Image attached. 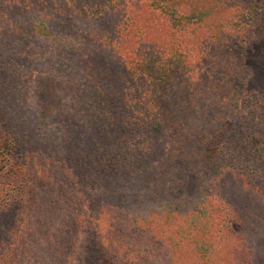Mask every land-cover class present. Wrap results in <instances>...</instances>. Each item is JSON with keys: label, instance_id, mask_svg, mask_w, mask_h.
<instances>
[{"label": "trees", "instance_id": "1", "mask_svg": "<svg viewBox=\"0 0 264 264\" xmlns=\"http://www.w3.org/2000/svg\"><path fill=\"white\" fill-rule=\"evenodd\" d=\"M33 2L35 4H31L28 0H21V2L0 0V210L6 208L13 200H19L23 204L25 214L23 216L28 217L31 214L37 219L45 218L55 225L56 222L51 219L54 212L48 209V204L55 202L59 206V201L49 196L55 191H42L38 188L40 184L37 182L38 174L34 171L35 166L30 158L32 157L34 161L36 156L42 153L43 150L39 149L41 146L44 150L54 152L57 155L56 159L60 162L72 161L73 163L76 156H85L79 168L83 174L82 181L87 175V168H92L94 171L92 175L98 177L102 186L101 197L108 202V206L103 207L96 218H91V216L87 220V224H92L96 230H99L103 244L108 243L107 248L102 244L106 260L111 261L110 264H139L136 263L137 261L141 262L140 264L145 261L148 264H160L159 259L147 257L148 250L142 252L143 255L135 252L138 248L137 240L132 243V235L142 229V227L140 229L137 227L139 222H143L145 232L149 235L148 239H154L153 236L158 233L156 223L163 222L166 225L169 223L171 229H181L180 225L173 227L171 222L165 220L172 214L178 216L179 211L173 212L171 208L162 206L159 200L152 197L157 195L165 201L172 199L173 195L166 192L167 178L171 173L159 170L156 175L153 171L146 170L145 176H138L133 170L126 169L128 162L132 166L134 162L125 157V155H130L125 150L122 152L125 154L123 159L118 162H115L112 156L117 149H120L118 145L123 137L122 133L128 134L135 130L130 124L136 114L142 122H139V126L145 128L151 138L162 139L161 145L166 144L169 129H176L181 124H187L186 119L193 114H188V112L194 110V105L191 103L194 98L187 95L178 97L174 93L173 84L176 81L173 79L174 76H171L172 66L164 62L179 61L181 55L186 53V47L181 48L182 43L170 42L167 39L176 36L178 32L185 31L188 26L198 24L200 18L198 20L194 18H197L196 14H200L201 10L195 6L196 3L184 0H34ZM56 4L58 8L66 9L65 11L69 13L68 18L63 17L62 19L61 17L57 19V23L60 26L67 24L75 33L74 36L69 37L70 43L68 40L64 41L69 43L65 44L67 47L60 46L57 50L53 46L55 41L49 25L54 21V13L51 9L55 8ZM262 5L260 9L253 6L228 9L224 15L225 24L221 25V33L225 34L226 30L228 36L221 41L237 39L236 44L245 43L244 38L236 33L233 34L231 22L234 17H240L244 20L249 19L254 25L264 26V3ZM36 6H40L42 11H46L45 7H47L52 14L39 18L40 22L33 24L28 34L23 35L24 37H16L19 29L17 16L25 18V14L32 13L41 15L42 12H39ZM77 26H88V28L77 32L73 29ZM117 27L119 32L115 30ZM110 29L115 35L109 32ZM248 30L250 34L252 32L250 26ZM12 37L21 41L23 47H16ZM31 40L34 44H38L34 40H45L49 45L45 48L47 52L42 53V55L47 53L48 56L44 60L51 67L48 68L45 76L35 77L33 74L18 76L19 73L13 74L12 72L11 63L19 57L15 53L26 49V45ZM88 46L93 47L95 51L101 49L107 61L102 60L103 63L101 62L98 50L96 57L85 54L83 50ZM199 59L200 56L194 55L189 64L184 66L185 70L181 79L185 80L188 86L197 76V72L201 71ZM57 60L69 63L66 65L72 72L69 80L60 81V75L63 76L66 70L60 61L57 66L54 65ZM84 60L86 61L85 66L82 64ZM114 63L119 65H114ZM53 68L58 74L51 72ZM114 68L116 71L111 77V69L114 70ZM236 76L240 77L232 71L228 76L226 74L224 76L223 73L217 74L219 81L221 78L224 82L230 79L233 84L239 82L242 86L248 81L243 79L242 82L236 79ZM31 85L33 89L30 88ZM73 85H80V88L73 91V98L78 101V106H73L77 114H70L64 102L67 99L64 95L65 91ZM31 91H33L32 94ZM190 91L192 92L190 89L187 92L188 95ZM210 98L204 100V108L211 109L215 106ZM24 102V106H27L25 109L21 106ZM221 109L229 115L225 122H219V128H215L212 132L213 142L218 144L225 141V144L234 150L229 156L231 163L236 161L240 164L239 161H245L248 164L246 167L253 168L257 172L256 176L264 180V100L248 98L242 88L237 85L229 99L222 103ZM245 110L251 118H248L249 114L245 113ZM37 129H41L40 134L37 139H31L32 133ZM27 131L31 133V136H28ZM162 149L154 148L150 152L151 162L162 159L160 155V152L164 154ZM96 150L101 157L94 163ZM178 159L180 158L171 157L161 164L167 167L172 161ZM204 159L207 162V171H212L210 167L219 162L214 144L212 147L205 146ZM225 161L223 165H227ZM178 164L184 166V162H178ZM195 165L198 167L197 163ZM55 173L56 176L65 177L58 172ZM174 175L183 176L184 174L183 171H176ZM190 177L194 179V176ZM142 178L150 183L138 185V181ZM152 184H158L155 191ZM185 184L183 182L186 192L188 183L185 182ZM58 185L61 186L59 195L68 200L69 191L63 188V183L60 182ZM130 187H134V190ZM211 199V195L202 197L196 206L192 205L193 207L189 208L190 211H187L186 215L195 213L196 216L206 212L209 213L205 218L209 227L218 225V219L221 218H217L216 214L221 209ZM150 204L153 207H159V211L154 212L156 216L155 214L141 216L144 212H141L139 207L142 206L146 210L147 205ZM110 205L114 207V211H111L115 213L116 218L110 216L111 226L106 233L107 237L103 238V219L104 216L109 217L104 210ZM209 209L213 210L210 212ZM60 211L59 217L63 218L65 208L62 206ZM130 213L132 219H129ZM226 221L229 222L230 219ZM75 222L79 225L78 219ZM233 222L232 219V224L229 226L231 232ZM43 224L47 227L45 222H41V225ZM154 224L157 227H151ZM78 228L74 222L64 219L54 229L57 244L54 249L48 251L55 250L57 254L59 250H62L61 259L67 253L66 251L72 253L71 249H77L80 243V240H75L73 234ZM17 233L18 229H16ZM140 233L144 234L141 230ZM117 235L129 237V242L125 240L117 242L115 240L117 238L114 239ZM164 240L158 248L160 247V250L162 248V258L165 264H175L176 261H180L183 252L185 254L187 252L186 247H189L186 243L190 244V241L192 242L190 254L195 256L193 259L196 261L206 257L197 249L198 240L196 239L186 241L184 247L181 248H176L170 242L167 243L166 239ZM211 242L212 240H202L205 245H210ZM64 243L67 248L61 247ZM88 251L94 252L89 248ZM121 254L124 257L122 260H120ZM190 254L186 255L187 261H189ZM138 255H141L139 260L135 257ZM232 256V252L227 255V257ZM184 261L185 258L180 262L184 264ZM230 263L234 264L231 259Z\"/></svg>", "mask_w": 264, "mask_h": 264}, {"label": "rangeland", "instance_id": "2", "mask_svg": "<svg viewBox=\"0 0 264 264\" xmlns=\"http://www.w3.org/2000/svg\"><path fill=\"white\" fill-rule=\"evenodd\" d=\"M19 1L21 2V0ZM28 1L31 4L34 3V0ZM184 1L196 3L195 6L201 12L200 14H196L197 18L194 19L198 20L200 18V20L195 26H188L185 31L178 32L176 36L167 39L170 42L182 43L181 48L186 47V53L181 55V60L164 62V64L172 66L170 69V72H173L171 76L173 75V79L176 81L173 84L174 93L178 97H185L187 95L194 98L193 102H191L194 105V110L188 112V114H193L186 119L187 124H181L176 129H169L168 137L164 135L167 142L161 145L162 139L155 140L151 138L148 135V131L139 126V122H142L139 121V117H136L137 114L135 112L136 115H134V119H131L132 124H130L135 130L128 134L122 133L123 137L119 140L120 145H118L120 149H117L114 156H112V159L118 162L125 155L122 152L126 151V153L130 154L128 156L125 155V157L134 162V166L128 162L126 169L133 170L138 176H145L146 170L153 171L156 175L159 173V170H166L171 173L167 178L168 186L166 192L173 195L172 199H166L165 201V199H161L157 195H153L152 197L155 200H159L163 204L162 206L171 208L173 212L179 211L180 214L178 216L172 214L171 216H167L165 220L171 222L174 225L173 227L180 225L181 229H171L169 223L167 225L163 222L160 224L156 223L158 225V233L153 236L154 239H148L149 235L145 232L143 222H139L137 227L139 229L142 227L143 230H140L144 234L140 233V230L133 233L132 243H135L137 240L138 248L135 250L137 254H142V252L148 250L147 257L159 259L158 263L160 264L166 263L164 258H162V248L161 250L160 247L158 248L165 241L164 239L176 248L184 247V244L188 240H198L197 249L205 254L206 257L195 261L193 259L195 258L194 254H190L192 251L190 246L192 242L190 241V244L186 243L189 245V247H186V254L183 252L180 259L181 261L185 258L184 264H189L190 262H192L191 264H231L230 259L234 264H264V180L256 176L257 172L253 168H247L248 164L245 161H239L240 164L236 161L231 163L229 156L233 154L234 150L230 146H227L225 141L215 144L216 142H213L214 136L212 134L215 128H219V124L225 122L227 115H229L221 109V105L229 99L237 88V85L239 88H242L245 96L248 98L260 101L264 100V26L254 25L249 19L244 20L240 17H234V20L231 22L234 30L233 34L236 33L244 38L245 43L236 44L237 39L221 41L228 36L226 30L225 34L221 33V25L225 24L224 15L228 9L234 10L240 6L248 8L253 6L260 9L263 6L264 0ZM57 5L51 9L52 13H54V21L49 23L52 29V38L55 41L53 46L56 50L60 46L67 47L65 44L70 43L69 37L75 34L67 24L60 26L57 23V19H61V17L62 19L63 17L68 18L69 16V13L65 11L66 9H60L61 7L58 8ZM36 8L39 12H42L41 15L32 13L25 14V18L17 16L19 20L17 27L19 29L17 30L16 37H24L23 35L28 34V30L33 24L40 22L39 18L52 14L50 13L51 11H48L47 7H45L46 11H42L43 9L40 6H36ZM61 13L62 15H60ZM91 15L95 14L91 13ZM249 26L252 29L250 34L248 30ZM87 28L88 26H77L73 29L77 32H82L83 30H87ZM115 30L119 32L118 27ZM109 32L114 34V31L111 29ZM12 40H14L16 47H23V43L17 41L18 39L12 37ZM66 40L69 43H65L64 41ZM34 41L38 42V44H34L31 40L26 45V49L15 53L19 57L11 63L13 74L17 72L20 74H17L18 76L33 74L35 77H40L45 76L48 72L50 66L44 60L48 55L47 53L46 55H42V53L47 52L45 48L49 45L45 40ZM97 50L103 63L102 60H106L105 55L101 49ZM96 51L93 47L89 46L83 50L85 54L94 57L97 55ZM194 55L200 56L199 61L202 68L201 71L197 72V76L191 80V85L188 86L185 83L186 81L181 78L185 70L184 66L189 64L191 57ZM59 61L64 64L66 70L63 76L60 75V81H67L72 75V72L69 71L70 68L66 66L69 63L57 60L54 62V65L57 66ZM82 62L85 66L86 61ZM114 65L118 66L119 64L114 63ZM115 71L116 68L114 70L111 69V77H113ZM230 71L240 76H236V79L248 81L243 86L239 82L236 84L234 82L233 84V81L230 79L224 82L223 78H221L219 81L217 74L223 73L224 76L225 74L228 76ZM51 72L58 74L54 68ZM80 85L70 86L64 93L67 97L64 102L67 104L70 114H77L73 106H78V101L73 98V91L76 88H80ZM31 86L30 88L33 89V86ZM190 89L192 92L190 91L188 95L187 92ZM127 91L129 93V89ZM184 91L185 93H182ZM209 98L213 104L215 103V106L211 109L203 107L204 100H208ZM24 104L25 102L21 106L25 109L27 106H24ZM245 111L247 113V110ZM240 112L243 113L244 111ZM76 114L73 116L75 117ZM27 117L29 118L28 115ZM248 118H251L250 114ZM40 130L37 129L38 132L35 130L32 136L27 131L28 136H31V139H37ZM213 144L216 147V157L220 163L218 162L217 165L214 164V166L210 167L212 171H207V162L204 159L205 146L212 147ZM154 148L158 150L159 148H163L164 154L159 151L162 159L157 162L152 161L154 162L152 163L149 154ZM39 149L43 150L42 153L38 154L34 161L31 159L32 157L30 160L34 164L33 166H35L34 171L38 174L37 182L38 184L40 183L38 188L42 189V191H55L54 194L49 196L53 200H58L59 206L52 200L54 204H48V209L54 212L51 215V219L57 225H52L45 218L37 219L31 214L28 217L27 215L23 216L25 214L22 202L19 200L10 202L6 208L0 210V264H110L111 261L106 260L103 247L105 245V248H107L108 243L103 244L100 236L101 233L100 235L98 233L99 230H96L92 224H87L89 217L96 218L100 213L99 211H102L103 207L108 206V202L101 197L103 192L98 177L92 175L94 174L92 168H87V175L85 176V180L82 181L83 174L79 168H81L85 156L78 155L73 163L72 161L65 163L57 160V155L54 152L44 150L43 146L39 147ZM78 150L81 151L80 149ZM95 152L94 163L101 157L97 150ZM144 155L145 157H143ZM171 157H178L180 159L172 161L167 167H163L161 163ZM224 161L227 165H223ZM178 162H184V166L179 165ZM195 163L198 164V167H196ZM176 171H183L184 175L176 176L174 175ZM55 172L65 177L56 176ZM190 176H194V179ZM60 182L63 183V188L70 193L68 200L59 195L61 186L58 184ZM183 182L184 184L185 182L188 183L186 192L184 191ZM142 183L148 184L150 182L142 178L138 181V185ZM157 186L158 184H152L154 191L157 189ZM130 188L134 190V187ZM207 195H211L212 202L222 210L216 214L217 218H221L220 220L218 219L219 224H215L216 227H214L215 225L209 227L207 219L205 220L209 213L203 212L202 215L196 216L195 213L186 215V212L190 211L189 208L192 205L196 206L201 201V198ZM62 206L65 208V211L63 213L64 217L60 218ZM139 208L141 212H144L141 213V216L144 214H155L157 210L159 211V207H153L152 204L147 205L146 210L142 206ZM111 210L114 211V207H111V205L108 209L104 210L109 217L104 216L103 219V238L107 237L106 233L110 229V218H116L115 213ZM209 210L211 212L213 209ZM23 218L25 222H23ZM130 218H133L131 213ZM64 219H68L72 223L74 222L75 226L79 227L73 234L75 240H80V243L77 249H71L72 253L66 251L67 253L61 259L62 250H59L57 254L55 250L52 252L48 250L54 249V246L57 244L56 230L54 229ZM77 219L79 225L75 222ZM228 219H230L229 222L226 221ZM232 219L234 222L233 231L231 232L229 226L232 224ZM41 222H45L47 227L44 224L41 225ZM153 222L155 221L153 220ZM156 224L151 225V227H157ZM16 229H18L17 234ZM151 229L153 230V228ZM114 239L117 242H121L120 240L129 242V237L124 236L117 235ZM201 239L204 241L212 240V242L210 245H205ZM61 247H66V244L64 243ZM88 248L93 249L94 252L90 253ZM234 248L235 250H233ZM59 249L61 248L59 247ZM231 252L233 256L227 257ZM187 254H190L188 256L189 261H187ZM140 256L135 257L139 260ZM123 258L121 254L120 260ZM180 261H176L175 264H182ZM136 263L140 264L141 262L137 261ZM143 264H148V262L145 261Z\"/></svg>", "mask_w": 264, "mask_h": 264}]
</instances>
